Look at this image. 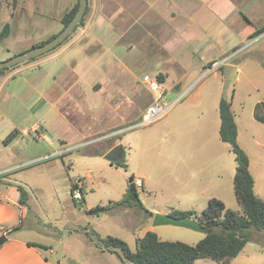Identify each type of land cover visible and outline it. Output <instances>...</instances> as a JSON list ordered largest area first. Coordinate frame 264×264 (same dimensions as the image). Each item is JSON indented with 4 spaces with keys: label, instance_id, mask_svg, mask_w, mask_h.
<instances>
[{
    "label": "rangeland",
    "instance_id": "obj_1",
    "mask_svg": "<svg viewBox=\"0 0 264 264\" xmlns=\"http://www.w3.org/2000/svg\"><path fill=\"white\" fill-rule=\"evenodd\" d=\"M78 1L0 0V32L9 24L8 36L0 41V61L58 34L64 14ZM218 1L88 0L83 22L62 44L0 74V185L26 187L29 213L23 225L37 224L33 238L53 246V259L75 264L65 257L73 254L82 264H124L116 254H94L99 250L86 242L85 228L95 239L93 229L102 237H119L132 250L148 230L162 240L198 243L205 233L154 226V215L137 207L118 205L100 215L88 210L121 200L134 174L145 180L138 187L145 206L166 208L154 214L203 211L208 200L185 193L175 178L181 165L189 173L212 177L211 166L200 172L210 155L215 160L207 145L222 149L219 162L230 165L226 203L242 212L233 183L235 154L219 134L222 97L232 102L237 142L250 156L256 193L264 198V124L255 117L264 114V108L256 107L264 101V36L232 41L249 25L244 18L232 22L235 14L260 9L264 0H229L223 7ZM174 3L183 12L168 6ZM176 25L184 30L173 38L171 26ZM145 74H160L165 99L176 102L164 117L144 125L142 115L157 97L142 84ZM15 130L17 135L6 142ZM117 142L124 148L127 170L92 154L105 153ZM74 182L83 187L84 201L73 198ZM232 263L264 264V231L251 229L250 241ZM194 264L220 263L205 258Z\"/></svg>",
    "mask_w": 264,
    "mask_h": 264
},
{
    "label": "trees",
    "instance_id": "obj_2",
    "mask_svg": "<svg viewBox=\"0 0 264 264\" xmlns=\"http://www.w3.org/2000/svg\"><path fill=\"white\" fill-rule=\"evenodd\" d=\"M78 6L79 1L70 11L64 14L62 18L64 26H66L74 17ZM82 22L83 18L81 20V23ZM8 30L9 24H5L0 32V41L8 36ZM263 32L264 25L258 27L254 31L252 37ZM54 36L55 35L49 39ZM8 68L9 67L2 69L0 74ZM157 77L161 82H164V79L160 74L157 75ZM258 106L264 108V103H261ZM219 112L221 118L219 130L220 137L224 142L231 144L232 151L235 154L237 167L234 176V190L236 197L241 204L242 212L228 208L224 201L215 197L209 200L207 207L200 213L195 210H173L170 214L176 217L197 219L204 227L211 230L209 234H206L204 238L193 245L182 241L162 240L158 234L152 230H148L144 236L138 239L135 250H132L128 242L125 240L112 235L102 237L93 229V232L97 237L95 239L92 234H89L87 228H85V233L89 240L94 241L103 251L115 253L123 263L128 260L134 264H194L198 259L210 258L220 264H233L231 260L235 258L250 241L251 229L264 231V199L260 198L255 193V179L250 170V157L246 150L237 142L239 130L231 101L222 97L219 103ZM255 117L257 120L264 123V114H259L257 112L255 113ZM16 135L17 133L15 130L7 136L5 141H11ZM114 146L115 145H111L108 149H111ZM120 147L124 150L122 145H120ZM93 153L96 155L104 154V152L100 151H94ZM112 163L117 166H122L126 170L128 169L124 154L121 159ZM3 176L4 175H0V178ZM134 179V174H131L126 193L121 200L109 205H98L89 209L88 213L100 215L103 212L109 211L114 206L122 205L126 208L137 207L145 213L153 216V213L144 206L140 199L138 186L134 182ZM6 185L15 186L19 191V204L28 206L29 192L25 186L13 183H6ZM76 188H78V183L74 182L71 189L72 194ZM80 189L82 193L81 200L84 201V190L82 187ZM21 227L22 224L20 223L12 230H18ZM96 240L100 242V244L97 243ZM29 246L49 248L48 245L37 242H29Z\"/></svg>",
    "mask_w": 264,
    "mask_h": 264
},
{
    "label": "crops",
    "instance_id": "obj_3",
    "mask_svg": "<svg viewBox=\"0 0 264 264\" xmlns=\"http://www.w3.org/2000/svg\"><path fill=\"white\" fill-rule=\"evenodd\" d=\"M170 1L172 3V2H175L177 0H170ZM228 1L229 0H219L218 4L220 5V7L221 6L223 7L224 5L226 6V3ZM214 4L216 5L217 2H214ZM173 5L175 7H177V8L174 7L175 9L180 10L179 7L175 3L172 5H168V6L172 7ZM262 8L259 9L255 6L248 8L247 12L252 17L248 13L243 14L240 10L235 14V16H236L235 20H232V22L235 23V21H238L241 18H244L247 21V23L251 26L247 25L248 27L247 26L244 27V30L241 31L239 33V35L236 38H234L232 41H236V40H238V38H242V40L243 39H249L252 37L254 31L258 27H261L262 25H264V7L262 6ZM180 11L183 12L182 10H180ZM256 13H258V14L255 15ZM165 20H166L165 22H167L168 24H171L169 20H167V19H165ZM172 20L178 21L176 19V17H174V16H172ZM171 28H172L171 33L173 34V38L178 33H180V32L182 33L184 30V29L182 30V28H180L177 25L171 26ZM82 36H84V35H81L80 37H78V40H81ZM98 38L99 37H95V36L92 37V39H95V40H97ZM98 42H100V41H98ZM70 70L75 71V70H73L72 67L70 68ZM5 78H6L5 80H7V79L13 78V77L12 76L11 77L6 76ZM261 103H264V101L258 102L256 107ZM219 114H220V112H219ZM235 120H236V117H235ZM219 130H220V128H219ZM238 130H239V128H238ZM169 134H171V131H168V133L166 134V137ZM61 141H62V143H66V140H61ZM117 145H120V143L117 142ZM208 149H210L211 154L213 152V157L218 162L215 163V160L211 159V155L209 157V154L207 151V155H208L209 159L204 164V166H202L200 168V172L203 169L206 170L207 168H209L211 166L212 170H213L212 177L205 176V178H202L199 175H197L196 173H189L188 167H184V165H181L180 169H177L179 174L175 178L176 183H178L180 185L182 191L190 194V196H192V197H196L197 200L204 201V199H207L209 202V200L211 198L215 197V198H218V199H221L222 201H224V203L228 207V205L226 203V199L230 198V188H229L230 165H224L221 162H219V160H221V157L224 155V153L220 147H218L217 145H207V149L205 148V150H208ZM109 150L110 149H108L107 152ZM107 152L105 151L104 154H106ZM92 154H94V153L92 152ZM250 170H251V162H250ZM181 173H184V174L187 173L186 177L183 176ZM251 173H252V170H251ZM138 180L140 181V185L137 184V186L138 187H140V186L144 187L145 186L144 178H139V177L135 176L134 182L136 183ZM233 183H234V180H233ZM14 184H16V183H14ZM254 190L256 193V184L254 186ZM139 196H141L140 192H139ZM146 196H148V195H146ZM257 196H259V195L257 194ZM84 198H85V196H84ZM260 198H262V197H260ZM142 199L145 201V198L142 197ZM262 199H264V198H262ZM238 204H240L239 201H238ZM81 205H82V202H81ZM144 206H145V204H144ZM240 206H241V204H240ZM193 207H196V206H193ZM234 207L235 206H232L233 209H234ZM147 209L149 211H151L154 215V211L165 212L166 208L164 206L163 207L153 206L152 208H147ZM235 209H237V208H235ZM173 210H175V209H172V211ZM178 210H195V211L199 212L196 209H178ZM28 213H29V200H28V206L20 205L19 204V191L17 190V188L15 186H9L6 184L0 185V226H3L1 235H2V237L3 236L6 237V240L2 244H0V264H66L65 262L61 261V259L59 257L53 259L49 255V253L54 255L56 252L52 245L41 242V241L33 238V234H34L33 232H35L34 226L37 228V224L34 223V226H33V224L27 226L30 233L27 235L24 234V232L27 231L26 230L27 227L26 228L24 227L23 219L27 218ZM9 219H11L12 221L15 220V224L7 223V221ZM21 222H22V228L19 231H15V230L13 231L12 229L15 226L19 225ZM24 228H25V230H24ZM75 231H76V233H79L77 230H75ZM70 234H73V233L70 232ZM29 242L42 243V244L48 245L49 248H42V247H38V246H29ZM86 242H88L92 246L94 245V249L96 248L97 250H99V251H94V254H96L98 256L99 255L103 256L101 254H107V253L115 254V253H112L109 251H103L101 248H99L97 246V244L94 241L89 240L88 237L86 239ZM65 257H66V259L73 261L75 264H82V262L79 261V257H77V256L75 257V256H73V254H65ZM129 262L130 261L126 260V262L124 264H130ZM231 262H232V260H231Z\"/></svg>",
    "mask_w": 264,
    "mask_h": 264
},
{
    "label": "water",
    "instance_id": "obj_4",
    "mask_svg": "<svg viewBox=\"0 0 264 264\" xmlns=\"http://www.w3.org/2000/svg\"><path fill=\"white\" fill-rule=\"evenodd\" d=\"M88 8V0H79L78 9L71 19V21L64 26V28L56 34L53 38L49 39L43 44L33 46L32 48L14 55L13 57L0 61V71L6 67H11L21 62L29 61L37 56H40L44 53L49 52L60 43H62L81 23L82 18L84 17ZM103 157L110 161L115 162L123 157V149L120 145H116L112 147ZM81 205V202L79 203ZM172 224L176 226L187 227L196 231H200L205 234H209L211 230L207 227H204L198 220L189 218V217H176L172 214H163V213H155L153 219V225H165ZM6 240V237L3 236L0 239V244H2Z\"/></svg>",
    "mask_w": 264,
    "mask_h": 264
},
{
    "label": "built area",
    "instance_id": "obj_5",
    "mask_svg": "<svg viewBox=\"0 0 264 264\" xmlns=\"http://www.w3.org/2000/svg\"><path fill=\"white\" fill-rule=\"evenodd\" d=\"M264 36V32L260 34V37ZM142 84L151 92L156 93L157 97L154 99V101L150 102L149 106L146 108V111L142 115V120L140 124H149L153 121H156L162 117H164L167 113L170 112V110L173 108L175 102L170 103L168 102L164 95L165 89L163 87V82H161L158 77L151 74H145L142 77ZM110 137L109 135L100 137L96 140L104 139ZM136 184L140 185V181L138 180ZM73 198L75 200H81L82 199V193L80 188H76L73 191Z\"/></svg>",
    "mask_w": 264,
    "mask_h": 264
}]
</instances>
